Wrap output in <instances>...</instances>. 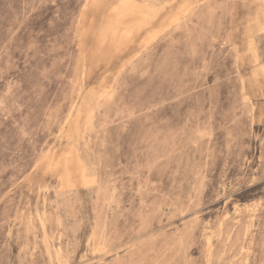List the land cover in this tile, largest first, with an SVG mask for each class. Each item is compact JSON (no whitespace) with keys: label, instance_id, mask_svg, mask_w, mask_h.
I'll use <instances>...</instances> for the list:
<instances>
[{"label":"rangeland","instance_id":"obj_1","mask_svg":"<svg viewBox=\"0 0 264 264\" xmlns=\"http://www.w3.org/2000/svg\"><path fill=\"white\" fill-rule=\"evenodd\" d=\"M0 264H264V0H0Z\"/></svg>","mask_w":264,"mask_h":264}]
</instances>
